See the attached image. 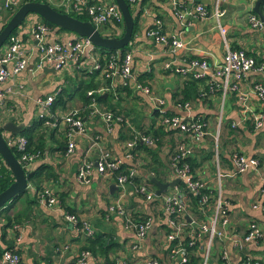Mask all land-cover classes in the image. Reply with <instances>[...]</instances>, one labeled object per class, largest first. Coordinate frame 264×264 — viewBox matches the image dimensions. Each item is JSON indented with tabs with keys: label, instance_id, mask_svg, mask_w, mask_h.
Masks as SVG:
<instances>
[{
	"label": "crops",
	"instance_id": "crops-1",
	"mask_svg": "<svg viewBox=\"0 0 264 264\" xmlns=\"http://www.w3.org/2000/svg\"><path fill=\"white\" fill-rule=\"evenodd\" d=\"M4 1L0 0V27L12 15V9L5 8ZM24 1L17 0L15 9ZM44 1L52 6L61 7L60 0ZM89 1L100 3L110 0ZM173 1L177 4L176 10ZM256 1L146 0L142 5L141 1L138 6L132 5L133 15H137L139 9H142V12L138 18L139 29L129 43L128 51H131L133 56L134 78L141 85V89L145 87L148 89V93L132 84L123 86L119 76L114 77L109 87L101 85L97 88L101 91H96L93 96L87 93L89 103L94 99L99 111L119 113L124 122L115 125L109 132L100 113L86 111L83 117L86 133L72 135L75 148L69 154H67L68 127L62 121V117L84 104L79 93H76V85L92 74L90 69L98 55L85 54L80 61H76L77 63L68 59L61 70L54 69L52 65L37 70L34 67L37 53L32 49L35 40L30 31L31 27L39 22V18L29 15L19 27L17 35L28 50L26 51L27 57L31 60L30 65L28 64L27 68L13 79L0 82L1 88H11L6 103L0 106V124L5 123L8 117L14 116V123L21 125V129L16 135L4 131L5 138L18 137L22 132L30 130L33 146H37L39 140L43 151L40 152L39 158L26 168L35 174L32 180H28L26 191L8 204L6 215L12 218V224L4 230L2 227L7 222L5 216L0 214V251L8 247H17L22 264L72 263L88 242L84 233L75 232L73 225L64 219V213H73L78 219L87 221L92 226L93 236L96 234H102L104 238L112 236L114 247L108 252L111 261L128 260L130 264H146L149 259L157 258L159 264H176L175 259L169 256L168 244L164 240L166 227H162L163 216L159 211L158 199L162 195L174 193V188H167L164 193L157 195V198L146 201L136 192V185L132 181L121 191L113 174L104 175L93 170L90 182L83 183L78 180L77 172L85 159L95 162L100 153L107 150L115 160L126 167L135 166L136 184L149 180L152 183L150 190L153 192L157 188L151 178L162 183L175 180L177 177L170 165V156L182 137L176 131L166 130L157 125L158 113L155 100L152 98L164 99L165 110L168 113L186 115V110L174 107L173 94L188 89V79L165 68V64L182 65L185 63L182 59L197 57L207 61L211 69H214L221 64L226 44L232 49L245 51L258 65L264 66V29L254 28L249 23V17L252 15L264 17V7L261 3L258 11H254ZM199 3L207 7V16H188L181 20L176 14ZM216 3L223 11L218 18L213 15ZM155 20L161 21L165 34L179 38L183 46L172 52L171 46L153 41L147 35V31L154 26ZM221 29L224 31L223 34ZM75 38V34L71 32L53 29L47 36V41H69ZM5 45L0 52L5 49ZM104 57L103 54L99 58ZM94 79L102 84L105 78L101 72H97ZM234 82L231 80L230 84ZM259 82L264 85V74L254 69L243 80L234 83L237 90L228 89L224 97L221 90L220 94L208 95L202 101L192 102L191 114L202 115L208 123L209 132L215 133L220 120L217 145L218 154L221 150L219 164L222 173H231L233 167L230 153L235 150L259 161L258 171L250 170L236 173L233 177L228 176L230 178L224 185L223 193L224 197L230 200L228 230L233 234V238L241 242L248 222L253 220L262 229L263 238L258 242L243 243L241 248L234 247L227 239L215 240L211 247L210 264H215L222 253H225L233 264H240L245 259L264 264V214L261 210L251 207L256 200L264 201V195L261 194L264 187V126L254 130L249 120L241 123L236 130L229 125L232 121L239 122L242 118L241 95L247 96V104L252 110L264 114V101L258 98L253 89ZM196 85L202 88L204 81H197ZM232 86L229 85L231 88ZM48 95L55 96V102L46 109L38 102ZM96 95H102V99L96 101ZM89 108L92 110L90 104ZM152 128L157 130V140L149 146L150 149L135 147L131 152L132 157L126 158V144L131 134L133 135V130H149L148 134H152L154 132L150 131ZM213 148L214 137L206 136L195 146L191 155L193 172L205 179L209 187L215 185ZM176 184L175 186L182 190V187ZM48 186L54 190L57 198L56 205L51 207L39 203L35 194L38 187L42 189ZM120 194H123L124 209L131 215H155V224L138 248H134L136 241L134 233L123 228L120 216L108 211L109 206L118 200ZM187 214L197 217L193 201L187 209ZM189 216L186 215L187 219H190ZM200 218L207 219L199 216ZM96 254L88 259L87 264L105 263V255Z\"/></svg>",
	"mask_w": 264,
	"mask_h": 264
},
{
	"label": "built area",
	"instance_id": "built-area-1",
	"mask_svg": "<svg viewBox=\"0 0 264 264\" xmlns=\"http://www.w3.org/2000/svg\"><path fill=\"white\" fill-rule=\"evenodd\" d=\"M128 2L131 5H136L140 0H128ZM16 4L17 0L4 1V7L7 9H15ZM173 4L176 10V2L173 1ZM60 5L67 14L70 12L79 13L84 10L86 15L90 18L89 21L97 29L108 20H114L120 24L119 31L122 32L123 30V18L117 4L113 0L100 3L90 2L89 0H60ZM176 14L183 20L184 17L188 16L197 17L200 15L205 17L208 15V11L203 4L199 3L182 13L177 12ZM222 14L223 11L220 10L218 3H216L213 15L218 18ZM249 23L254 28L264 29V17L258 18L252 15L249 17ZM50 31L51 29L42 22H37L31 27L30 33L35 40V46L32 49L37 53L34 67L37 70H41L46 65H52L54 69L61 70L65 67L68 59L78 62L85 54L96 53L98 58H95V62L90 69L91 72L98 70L105 79H113L114 76H119L121 77V84L123 86L132 84L136 88L141 89V85L134 78L132 69L133 56L131 51L124 52V54L118 51L104 54L103 63L99 58L102 54L99 53L97 47L94 46L88 38L77 37L75 35L76 38L74 40L48 42L47 36ZM223 32V29H221L222 34ZM147 35L156 43L168 47L171 46L172 52L183 46L179 38L169 37L164 33L160 20H155L154 26L147 31ZM225 46L221 64L214 69H211L207 61L200 58L182 59V62H185L182 65L166 63L165 68L171 69L176 74H188V76L194 79H201L209 76V91L212 92L215 88H219L223 91V97L228 89L237 90L234 83L243 80L250 71L255 69L264 74V66L258 65L252 56H249L241 49H232L226 44ZM26 50L22 40L17 34H12L8 37L5 49L0 52L1 83L13 79L27 68L30 60L27 57L28 50ZM231 80L235 82L230 84ZM229 85H233L232 88L229 87ZM142 89L148 93L146 87ZM253 89L258 98L264 101V85L261 82L256 83ZM96 91L99 92L101 89L91 90L87 93L89 96H93ZM9 93H11L10 87H0V106H4ZM152 100H155L157 108V125L166 130L176 131L181 134L182 137L175 147V151L170 156V165L174 171V175L183 183L184 187L181 190L179 187L175 186L173 187L175 189L174 193L158 197L160 203L159 211L163 216L161 222L164 226L162 227H166L164 240L168 244L169 256L175 259L176 264H193L191 255L195 257L200 256V258H202L198 260V264H207L209 251L215 240H230L233 246L237 248H241L243 243L260 241L263 238V231L254 220L248 222L241 242L233 238V234L229 233L228 230L230 223V200L224 197L221 186L219 192L217 194L214 193L217 182L219 181L220 183L224 176L233 177L236 173H244L250 170L258 171V159L247 157L239 151H232L230 153V160L233 169H231V173H222L217 156L219 120L215 133H212V137H214L213 151L216 156L215 185L214 187H209L205 179L192 173L189 163L185 161L187 158L191 157L195 146L209 135L208 123L202 117L191 114V105L188 102L184 104L178 103L176 105V108L187 111V114L182 116L178 114H167L164 99L152 98ZM53 101L54 96L48 95L44 100H39L38 103L46 109H49ZM240 101L243 104L242 118L239 122L232 121L231 127L236 128L241 123L245 122V120H249L254 130L261 129L264 126V114L261 111H254L250 108L247 104L246 95H241ZM94 102L93 99L86 107L92 112L100 113L102 119L105 121L108 129L107 131H112L114 126L122 121L121 117L114 118L108 111H99ZM89 104L92 110L89 108ZM83 109H73L62 117V121L68 127L67 135L69 137V142L67 144V154L71 153L75 148L72 135H84L86 133L87 128L84 120L78 116L79 111ZM133 134L135 136L134 139L129 140L126 144V158H131L129 150L135 145L136 140H139L147 146H152L155 143L151 136L145 135L141 131L133 130ZM5 139L9 146H15L16 149L22 152L18 161L24 169L39 158V152L33 153L27 150V139L25 137L18 136ZM3 164V161H0V175ZM120 165L121 162L115 160L109 151L103 150L97 161L93 162L85 159L81 163L77 172V178L83 183H89L93 170L104 175L113 174L118 187L122 191L125 185L130 182L129 178L136 175V170L131 168L128 169L126 174L121 172L117 173L116 170ZM135 190L146 201H152L157 198L155 192L151 191L146 185L140 184L136 186ZM35 194L39 203L47 207H51L57 203L54 190L50 186L43 187L42 189L40 188L35 191ZM261 194L264 195V187ZM122 195L123 194H120L118 200L109 206L108 211L109 213L120 216L123 221V228L134 233L136 238L134 248H138L148 231L155 224V215L147 214V217L140 222L135 221L136 219L133 220L131 214L124 209ZM192 199H194L196 211H198L196 214L197 217H192L187 214V209ZM251 207L261 210L264 214V201L256 200L251 204ZM186 215L189 216L190 219H187ZM199 216L203 218L206 217L207 219H199ZM64 219L73 225L75 232H82L88 236L93 235L94 229L92 226L87 221L78 219L73 213H64ZM90 257H92V255L89 251H82L70 264H87ZM0 264H22L21 254L17 250V247L4 249L0 257ZM111 264H130V262L128 260H115ZM146 264H159V260L157 258H151ZM215 264L233 263L229 261L225 253H222ZM240 264L262 263L251 259H245Z\"/></svg>",
	"mask_w": 264,
	"mask_h": 264
},
{
	"label": "trees",
	"instance_id": "trees-1",
	"mask_svg": "<svg viewBox=\"0 0 264 264\" xmlns=\"http://www.w3.org/2000/svg\"><path fill=\"white\" fill-rule=\"evenodd\" d=\"M25 1H41V0H25ZM24 1V2H25ZM44 1V0H43ZM129 7H130V10L131 12L133 11L132 10V5L129 4L128 0H126ZM141 1V5L145 3L146 0H140ZM45 2V1H44ZM23 3V2H22ZM21 3V4H22ZM264 4V0H262L261 2V5ZM204 5V4H203ZM138 6V4H137ZM55 9L61 11V12H65V10L62 8V7H57V6H53ZM205 9H207V7L204 5ZM16 9H13L11 11V13L13 14L14 11ZM142 12V9H139L138 11V14L137 15H133V20H134V26H133V31H132V38H131V41L133 40L134 38V35L136 34V32L138 31L139 27H138V18H139V15L140 13ZM133 13V12H132ZM70 15L80 19V20H90V18L86 15L85 11L82 10V12H79V13H74V12H70L69 13ZM39 18V22H42L44 24H46L51 30L53 29H57V30H61V31H67V32H70L66 29H63V28H59L57 27L55 24L53 23H50L46 20H44L42 17L40 16H37ZM25 21L22 22L21 26L24 24ZM5 24V23H4ZM3 24V25H4ZM123 30H124V26H122ZM1 29V27H0ZM18 29L19 28H15L11 35L12 34H17L18 32ZM99 30L101 32L102 35H105V36H110V35H122L123 33V30L122 32H120V24L115 22L114 20H108L104 25L102 26H99ZM73 33V32H71ZM74 34V33H73ZM23 41V40H22ZM8 42V38L7 40L5 41L4 45ZM128 45H126L125 47L121 48L118 50V52H120L121 54H124V52H127L128 51ZM97 50L99 51L100 54H109V53H113L115 52L116 50H113V49H107V48H104V47H97ZM197 57H190L189 59H195ZM101 62L104 63V59H100ZM97 72L99 73V71L97 70ZM97 72L96 71H93L92 74L89 76L88 79H82L79 81V83L76 85V93H79V95L81 96L82 100H83V105L80 109H83V110H80L79 111V114L78 116L83 119L84 117V114L86 113V111H89V109L86 107L89 103V97L87 96V91L88 90H97V88H99L101 85H103L104 87H109L110 84L113 82L114 80V77L113 79L112 78H107V79H104V82L101 84L100 82H96L94 78H96L97 76ZM185 79H188V82H187V85H188V89H182L180 92H177L175 94H173V99H174V103L176 102L177 104L180 103V104H184L186 102H193L196 101V100H199V101H202L205 96H208V95H214V94H220L221 93V90L219 88H215L214 91L210 92L209 90V84H208V80L210 79L209 76L205 77V78H201V79H194L190 76L187 75H182ZM199 81H204V87H200L198 88V86L196 85V82ZM120 87V86H119ZM117 87V88H119ZM123 88V86H122ZM124 89H127L126 87H124ZM207 93V94H206ZM205 95V96H203ZM97 99L96 101H100L102 99V95H96ZM54 102H55V96H54V101H53V105H54ZM114 118H117V117H121L119 115V113H115L113 111H108ZM167 114H170L168 112H166ZM122 121L119 122L120 125L121 123L124 122L123 120V117H121ZM42 121V120H40ZM125 124V123H124ZM231 124V123H230ZM229 124V125H230ZM160 128H163V127H160ZM237 129V128H236ZM234 129V130H236ZM154 128H152V130L150 131H153ZM30 131V130H29ZM29 131H25V132H22L21 134H19L20 136H23L27 139V150L30 151V152H40L43 151L42 150V145L39 143V140H38V145L37 146H33L32 144V137L29 133ZM141 131V130H140ZM143 134L145 135H149L151 136L154 141L156 142L157 140V136H156V132L157 130H154V132L152 134H148L149 130L148 131H144L142 130L141 131ZM134 134L132 135L131 134V137H130V140H133L134 139ZM137 148V147H144V149L146 150H149V146L145 145L144 143H141L139 140H136L135 142V146L134 148ZM14 156L17 158V160L20 159V155H21V151H19L18 149H16L15 146H10ZM175 151V147H174V150L173 152ZM132 152V151H131ZM172 152V153H173ZM171 153V154H172ZM212 154L211 150H210V155ZM192 157V156H191ZM189 157L187 158V161L191 167V170L193 171V164H192V158ZM0 161H3V159L1 158L0 156ZM3 166L1 168V175H0V192L5 190L13 181V175L11 173V171L8 169V167L5 165V162L3 161ZM129 168H136L135 166H128L126 167L125 164H121L119 166V168L116 170L117 173L118 172H121V173H124L126 174L128 169ZM26 173H27V177H28V180H32V178L35 176L34 173H31L30 171H27L25 169ZM195 174V173H193ZM136 176L137 174L134 176V177H131L129 178V181H132L136 186H139L140 184H143V185H146L148 188H150V185L152 184L149 180H145V181H142L141 183L139 184H136L137 183V179H136ZM176 185H179L180 187H184L183 186V183L181 181L177 182ZM40 189V187H38V190ZM26 191V190H25ZM25 191H23L22 193H24ZM22 193H20L19 195L15 196L11 201H14L16 200ZM10 201V202H11ZM192 201L195 203L194 199H192ZM9 202V203H10ZM8 203V204H9ZM8 204L0 211V214L4 215L5 218H6V224L2 227V229H6L8 226H10L12 223V218L10 216H7L6 215V212L8 210ZM198 213V211H197ZM133 215V216H132ZM132 218L133 220L135 221H142L143 219H145L147 217V215H138V214H132ZM15 221H18L17 219H14ZM4 234H5V231L2 232V238H4ZM86 238L88 239V242L87 244L83 247V249L80 250V252L82 251H89L92 255V257L94 255H97L96 253L100 254V255H105V263L104 264H111L114 260H110L108 258V252L109 250L114 247V241H113V238L112 236H106L104 238V236L102 234H99V235H91V236H88L86 235ZM8 248H11V247H8ZM7 248V249H8ZM3 250L0 251V257H1V254H2ZM79 252V253H80ZM200 256L199 257H195L193 255H191V260H192V263L193 264H196V262H198V260H200Z\"/></svg>",
	"mask_w": 264,
	"mask_h": 264
},
{
	"label": "water",
	"instance_id": "water-1",
	"mask_svg": "<svg viewBox=\"0 0 264 264\" xmlns=\"http://www.w3.org/2000/svg\"><path fill=\"white\" fill-rule=\"evenodd\" d=\"M121 12L124 24L122 35H102L89 20H80L70 14L55 9L48 2L44 1H25L20 4L10 18L0 29V49L4 45L7 38L11 35L15 28L21 27L23 21L29 15L40 16L44 20L55 24L59 28L73 32L77 37H86L96 47H104L118 51L131 42L132 31L134 26L133 14L126 0H114ZM262 0L255 2L254 11H258V7ZM31 61V60H30ZM30 65V64H29ZM14 116L8 117L5 123L0 124V156L5 165L13 175L12 183L0 192V211L17 195L25 191L28 187V177L25 169L14 156L10 146L7 144L4 131L16 135L21 129V125L14 123ZM156 186V195H160L167 188H173L179 179H175L170 183H162L161 181L151 178Z\"/></svg>",
	"mask_w": 264,
	"mask_h": 264
},
{
	"label": "rangeland",
	"instance_id": "rangeland-1",
	"mask_svg": "<svg viewBox=\"0 0 264 264\" xmlns=\"http://www.w3.org/2000/svg\"><path fill=\"white\" fill-rule=\"evenodd\" d=\"M60 7V6H59ZM26 21V20H25ZM2 48H3V46H2ZM1 48V49H2ZM1 51V50H0ZM191 106H192V102H188ZM174 107H176V105H177V103L175 102L174 104ZM191 109H192V107H191ZM196 116H200V117H202L205 121H206V119L202 116V115H197V114H195ZM240 126V125H239ZM239 126L238 127H236V128H239ZM230 127H231V124H230ZM232 128V127H231ZM236 128H232V129H236ZM259 130V129H258ZM209 131V130H208ZM220 132H221V129H220ZM208 136H212V133L211 132H209V135ZM134 146L135 145H133L131 148H130V150H129V152H130V154H131V151L134 149ZM235 151H238V150H235ZM239 152H241V151H239ZM218 156V161L220 162L221 161V150H220V152H219V154L217 155ZM131 157H132V155H131ZM215 159H216V156H215V152H214V158H213V165L214 166H216V161H215ZM192 173H194L193 171H192ZM229 178L230 177H228V176H225V177H223L222 178V180H221V182L219 183V181L217 182V184H216V186H215V188H214V193L215 194H217L218 192H219V190H220V186H221V191L223 192L224 191V185H225V183H226V181L227 180H229ZM210 255H211V250L209 251V257H208V260H207V264H210Z\"/></svg>",
	"mask_w": 264,
	"mask_h": 264
}]
</instances>
